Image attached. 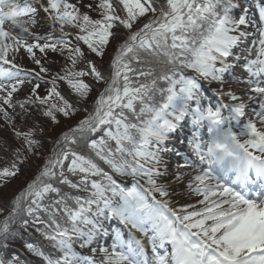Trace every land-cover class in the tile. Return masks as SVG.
Wrapping results in <instances>:
<instances>
[{"label": "snow or ice", "instance_id": "6c2138e0", "mask_svg": "<svg viewBox=\"0 0 264 264\" xmlns=\"http://www.w3.org/2000/svg\"><path fill=\"white\" fill-rule=\"evenodd\" d=\"M81 4L0 0V116L7 123L34 112L58 123V114L72 116L74 104L91 96L87 77L106 85L93 110L55 140L39 174L12 199L10 209L0 208V240L35 227L52 251L46 253L38 242L25 247L43 264H264V30L255 58L245 57L247 89L241 95L231 88L220 91L218 106H205L204 82L223 85L239 65L234 49L247 35L241 31L250 23L247 9L237 18L234 0H97L83 5L88 11H81ZM41 12L50 29L43 37L31 30L40 23L36 18ZM66 26L77 30L74 38ZM121 27L128 34L118 43L106 77L82 45L103 57L106 46L121 36L116 30ZM21 49L38 72L9 58L10 51ZM49 50L64 58L58 71L45 66ZM29 77L38 82L14 103L13 93ZM41 84L50 85L43 95ZM64 84L78 101L66 98ZM225 97L228 103L222 102ZM17 107L20 113L14 115ZM189 122L193 131L187 142L200 167L188 188L202 197L198 210H189L195 205L171 207L168 187L159 183L167 172V166L163 171L160 167L161 154L169 151L166 143L173 136L179 139V130ZM35 133V128L14 129L21 144L11 163L0 168V180L16 176L29 154L39 155L42 143ZM81 146L87 151L79 150ZM194 164L190 158L177 164L175 179L182 180L179 170ZM112 173L132 177V187H122ZM257 181L252 198L249 185ZM64 186L87 195H70ZM109 220L119 222L112 233L104 223ZM108 236L109 246L93 247ZM77 245L99 252L102 260L83 255ZM0 264L26 262L0 256Z\"/></svg>", "mask_w": 264, "mask_h": 264}, {"label": "rangeland", "instance_id": "374dc122", "mask_svg": "<svg viewBox=\"0 0 264 264\" xmlns=\"http://www.w3.org/2000/svg\"><path fill=\"white\" fill-rule=\"evenodd\" d=\"M73 2H76L77 0H70ZM18 2H22V0H18ZM97 0H82V5L86 4H93ZM239 7H237L233 11V15L237 18L242 13L244 9L248 10V17L250 23L248 25L241 26V31H244L247 33L244 37L241 38L240 44L234 49V54L241 57V60L239 62V65L235 69V71L231 75H226L224 84L221 85L219 81H212L211 83L205 81L204 87L207 89V91L204 93V104L205 106H218V103L221 102V97L217 95L220 91H227L229 88H231L233 91L237 93V95H241L244 90L247 89L248 85L244 83L243 81H246L247 79V72L243 68V64L245 63V57L248 59L255 58V49L258 48V40L260 38V31L264 30V17L261 16V10L264 9V0H240ZM83 8L88 11L86 7L83 6ZM96 14L95 11H90L89 15L95 18L94 16ZM40 23L36 25L31 26V30L35 33H37L40 36H44L43 34H47L50 29L48 24L49 22L44 20V13L41 12L40 15L36 18ZM6 27L9 25L6 24ZM135 28V26H134ZM40 29H46L39 31ZM137 29V28H136ZM66 31H68L71 34H74L73 31H70L68 27L65 28ZM121 34L127 33L126 29L118 28L116 29ZM135 30V29H134ZM13 31L19 33V29H13ZM123 32V33H122ZM74 37V35H72ZM31 42V41H30ZM41 42H44L43 40ZM37 51V56H40L43 58L42 54ZM13 56L15 57L13 59V63L19 65L20 67L27 66L28 67H37L39 68L31 59V57L23 50L21 49L20 52L13 54L11 51L9 53V58L12 59ZM55 61V63H53ZM30 62V63H29ZM33 62V63H32ZM232 62V61H230ZM65 61L64 58L59 56L57 53L51 52L50 50L47 53V58L45 61V66L49 67L51 71L55 72L58 71L63 65ZM5 67H8V65H5ZM44 75V74H43ZM240 80L241 83H237L236 81ZM31 83L25 82V86H21V90L25 89L24 96L21 95V90H19L16 93H13V101L23 100L30 94L31 87L37 83L35 79L31 78ZM50 87V85L41 84V88L39 89V92L41 95L45 93V89ZM213 99V100H212ZM245 99H247L245 97ZM214 101V102H211ZM223 103H228V99L225 97L222 101ZM252 108H257V104H252ZM249 115L255 119L254 114L251 111V108L248 110ZM78 113V112H77ZM225 114H227L225 110ZM37 115V116H36ZM40 120H39V117ZM35 117L37 121L40 123L44 121V116L40 114L39 112H36ZM246 122V120H245ZM60 123V122H59ZM65 123V121H64ZM183 123V122H182ZM57 124V123H56ZM238 130V129H237ZM2 130L0 129V132ZM52 132L55 131L54 129H51ZM193 131L191 123L185 124L183 128L179 130V139H177L176 136H173L169 142L166 143V147L169 149L167 153H162V163L160 165L161 170H164V167L167 166V172L163 177H161V183L165 184L168 187L169 190V197L168 199L171 201L170 206L173 208H179L183 205H195V209H189V210H198L202 207V205L198 204V201L202 199L200 195H197L190 191L188 188V181L192 174H194L195 171L199 170L200 164L195 155L192 153L189 145H188V138H190L191 133ZM202 135H204L205 138H207V129L203 128L201 129ZM11 144V138L9 136L2 135L0 136V147L2 146V150H6L7 146ZM42 144H45V142H42ZM44 148V145L42 146ZM44 156H48L46 153ZM1 159H4L3 156H0ZM185 158H190L192 161L195 162V164L189 168V169H181L179 170L183 174V179L180 181H177L175 179V175L178 171L177 164L183 163ZM1 163V162H0ZM26 164V163H25ZM1 166V164H0ZM26 167H28L26 165ZM29 168V167H28ZM28 171V169H24L20 167L19 174L22 176L23 172ZM124 178V177H123ZM125 182L121 183L125 188L131 187V183L127 179H123ZM160 182V181H159ZM2 193L3 191L0 190ZM159 194H157V199H159ZM105 226L108 227L109 233H112L116 227H119V222L115 220H109L105 221ZM126 235V234H125ZM140 234L137 233V236ZM146 239V238H145ZM112 243L111 236L105 237L103 240L99 241V244H94L93 247H99L102 246H109ZM165 249H161L160 251L163 252ZM168 251H171V246L169 245L167 247ZM79 252H81L85 256H91L94 257L97 261L102 260V255L97 253H92L91 249H78Z\"/></svg>", "mask_w": 264, "mask_h": 264}, {"label": "trees", "instance_id": "16d2710c", "mask_svg": "<svg viewBox=\"0 0 264 264\" xmlns=\"http://www.w3.org/2000/svg\"><path fill=\"white\" fill-rule=\"evenodd\" d=\"M81 11H86V10L81 6ZM151 15L152 14L150 13L146 17L142 18L139 21V23L134 25L135 26L134 29L139 28L143 23L147 22V20L151 18ZM95 18H99L98 15ZM127 34L128 33L121 34V36L112 40L111 43L108 46H106L105 55L103 57L96 56L94 53H91L87 49L86 45H82L84 50L95 61L98 67L104 72L106 77L109 72L111 59L113 58L115 54V49L118 47V43L122 42L123 38H125ZM69 38L72 39L74 37L70 36ZM81 67H83V65H81ZM32 69H34L36 72L39 71V68L35 66L32 67ZM29 79H31V77L26 79L25 82H28ZM87 82L93 85V88L91 90V96L87 99L86 102H80L79 104H74V107L77 110L75 114H73L72 116L65 117L62 114H58V121L60 123L53 122L50 118L45 117L41 125L35 124V123H40L39 121H37L35 117L36 112H34L30 116H27L24 119H21L19 116H17L16 120L12 124L7 123L3 119V117L0 116V129L2 130L0 132V136L5 135L11 138V144L7 146L5 151L4 149L2 150V146L0 147V156H3L4 158V159L0 158V162H1L0 168H3L11 163V161L14 159V156H13L14 150L17 147H19L21 144L20 139H18L14 134V129L21 130V131H27L29 128H35L36 138L40 139L41 143L45 142V144H42V146L44 145V148L42 147L38 150L39 155L29 154V159L20 165V167L24 169H28V171L23 172L22 176L18 172L17 175L14 177L0 180V190L3 191L2 193H0V208H4L6 210L10 209L12 199L16 195H18L22 190H24L27 184L31 182L36 177V175L39 174V171L42 169L44 165L45 159L51 154V151L54 147L55 140L60 138L62 133L68 131L72 127H75V125L81 119H83L93 110V102H94L95 97L98 95L100 91L103 90V88L106 85L103 82H96L91 76L87 77ZM161 84L163 85V82H161ZM61 87L63 89V92L66 98H68L70 101L79 100V98L74 93H71V91L67 88L66 84L62 85ZM25 93H26L25 89H22L21 95L24 96ZM13 102L15 103L16 101H13ZM12 111H13L12 109H9V112H12ZM17 113H20L19 107L15 109V113L13 114L15 115ZM39 120H40V117H39ZM41 128H43V131H40ZM54 128H55V131L52 132L51 129H54ZM79 150L85 151V152L87 151L82 146L80 147ZM46 153L48 154V156L43 157V155H45ZM26 165L29 168L26 167ZM102 166L105 168L106 171H111V169H109L107 165H102ZM112 174L114 178L121 184L122 183L121 179L123 177L115 173H112ZM124 178L133 182L132 177H124ZM140 182L144 183L143 180H141ZM63 190L65 192H68L70 195H87V193L79 192L74 189H69L67 188V186H64ZM2 215L3 214L0 213V216ZM41 216L46 219V214L41 213ZM18 228H19V223H17L16 225H13V232H16ZM20 231L23 232L22 229ZM26 242H38L40 245L43 246V249L46 251V253L48 251H52L50 242L47 241L40 233L36 232L35 227L30 226L27 232H24L23 235L11 236L6 242L0 240V256H4L5 258H8V259H10L13 256H18L20 257L21 260H24L26 264H43L42 258L35 257L32 253L28 252V250L25 247ZM4 243L7 244L6 248L2 246Z\"/></svg>", "mask_w": 264, "mask_h": 264}, {"label": "bare ground", "instance_id": "6f19581e", "mask_svg": "<svg viewBox=\"0 0 264 264\" xmlns=\"http://www.w3.org/2000/svg\"><path fill=\"white\" fill-rule=\"evenodd\" d=\"M230 178L231 180H235L236 179V175L234 173H231L230 174ZM259 185H260V181H257L256 184L254 185H249V188L251 189V193L252 195L256 194V192L254 193V190H253V187L258 190L259 189ZM237 187H239V185H237ZM254 193V194H253ZM251 195L252 198H254L253 196Z\"/></svg>", "mask_w": 264, "mask_h": 264}]
</instances>
